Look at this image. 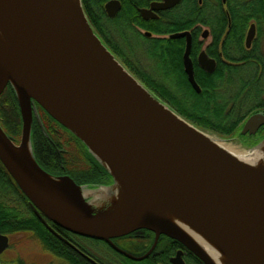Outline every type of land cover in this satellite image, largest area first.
I'll return each instance as SVG.
<instances>
[{"label":"water","instance_id":"obj_1","mask_svg":"<svg viewBox=\"0 0 264 264\" xmlns=\"http://www.w3.org/2000/svg\"><path fill=\"white\" fill-rule=\"evenodd\" d=\"M164 1L172 2L141 14L148 19L182 0ZM79 4L81 13L73 14L57 0H0V97L10 86L23 119L20 145L0 125V162L31 207L45 225L49 220L77 236L113 245L147 230L180 243L201 264H215L163 211L197 229L232 264H264V175L139 82L99 38L83 0ZM105 10L114 18L121 3L111 1ZM253 37L254 30L248 42ZM189 51L190 46L186 72L200 94ZM207 61L203 54L201 62ZM34 103L88 149L112 177L111 186H78L41 168L32 141ZM263 126L264 114H254L242 135L254 136ZM263 147L264 139L257 148ZM9 247V237L0 234V255ZM182 255L173 263L185 264Z\"/></svg>","mask_w":264,"mask_h":264},{"label":"flooded vegetation","instance_id":"obj_2","mask_svg":"<svg viewBox=\"0 0 264 264\" xmlns=\"http://www.w3.org/2000/svg\"><path fill=\"white\" fill-rule=\"evenodd\" d=\"M116 1L121 3L123 9V1ZM171 2L132 0L130 24L119 20V13L114 18L110 17L105 10L107 4L105 3L103 12L98 17V28L92 25L100 39L117 57H124L127 49H132L133 55L138 50L146 48V56L155 57L154 68L162 74L165 89L170 86L183 88L184 83L180 81L179 75H186L184 58L188 46H190L188 58L195 77L203 76L201 78L208 83L209 88L217 90L219 94H222L220 90L233 85L239 77L245 76V73L264 72V0H182L171 8L152 11L148 19L140 12L151 10L154 4H165L168 7ZM133 12L138 16H133ZM125 28L132 36V48L129 44L130 38L123 36L126 34ZM252 30L254 37L248 42ZM185 33L188 35L183 38H173L175 35ZM121 36V42H118V37ZM203 54L209 60L207 67H214L210 72L202 66ZM204 75H208L209 78ZM185 77L189 85L187 75ZM245 84L244 82L243 85ZM199 87L202 92V86ZM4 100H8L5 105L9 104V100L12 104H17L20 135L18 137L9 135L1 118L0 125L14 143L20 145L23 119L18 100L10 86L0 97L2 109H4ZM233 100L234 98L230 99ZM32 118L34 155L43 170L54 177H68L78 186L109 187L113 184L112 177L99 165L88 149L37 103L32 105ZM258 134H264V126L260 128ZM2 167L0 166V214L6 216L5 225L14 228L19 227L20 223L36 221L37 225L42 227L40 231L53 243L66 249L79 264H174L173 259L179 252L183 253L182 259L185 264H189L190 261L197 264L193 259L194 256L180 244L166 236L157 239L153 232L147 230H139L114 239L113 246L108 242L74 235L44 218L47 226L31 207L29 200L3 164ZM13 232L31 233L44 251L67 264H73L59 258L51 247L40 241L35 231ZM74 238L103 244L117 258V262L111 263L109 258L103 260L95 256L77 244Z\"/></svg>","mask_w":264,"mask_h":264},{"label":"rangeland","instance_id":"obj_3","mask_svg":"<svg viewBox=\"0 0 264 264\" xmlns=\"http://www.w3.org/2000/svg\"><path fill=\"white\" fill-rule=\"evenodd\" d=\"M86 16L88 17L87 13ZM124 32L126 34H124L123 36L127 39L130 38L129 44H131L130 47L132 48V36L127 30V28H125ZM114 36L115 35L113 32V37ZM121 39L122 36L121 38L118 37L117 41L121 42ZM154 58L155 57L153 55H151V58L149 56H146V48L138 50L137 52L133 53V55L132 49H127V52L126 54H124V57H117V59L122 63V65L131 74H133V76L139 82H141L154 95L159 97V95H157V93L152 89H149L146 84L135 73H132L133 66L138 73L147 76L150 80H152L153 83L160 86H164L162 74H160V72L154 68ZM127 64H129L131 67H129ZM244 82L246 83L245 85H249L248 91L250 95L238 100L237 102H235L234 100L232 102H229L236 103L238 105L236 119H242V123L239 125L237 132H235L233 135L222 136L216 132L204 130L190 121L192 125L200 129L205 134L209 135L211 138L217 140L219 143H223L224 145L230 146L231 148H234L239 152H243L244 150L250 151L253 148H257L258 145L264 139V134H256L254 136H251L249 134L242 135V130L245 125L244 123L247 118L251 117L256 112L260 111V109L264 108V72L261 73L253 71V73H245V76L239 77L233 85H230L227 88L220 90V92L226 100L230 101L231 98H234L240 94L242 87L245 86L243 85ZM167 91L170 92L171 96L175 98L176 101H178L182 105L184 104V99L187 91H183L177 88H171V86L168 88ZM7 101L3 102L4 110L5 108H8L7 105H5ZM162 101L168 106L170 105V107L173 108L174 111L176 110L175 107L168 103L167 100L162 99ZM0 107L2 106L0 105ZM16 118L19 119L18 113ZM5 127L8 130H12V132L16 135L17 132L15 131L17 130L14 131L15 128L9 122H5ZM9 238L10 248L3 255L0 256V264H67L64 261L57 259L46 251H44L41 248V245L37 242V240L31 233L14 234L11 235ZM73 240L81 247L86 248L90 253H93L95 256L103 260L109 258L111 260V263H113L114 261L117 262V258L112 253H110L108 251V248L103 244L87 239L74 238ZM189 264H194V262L190 261Z\"/></svg>","mask_w":264,"mask_h":264},{"label":"trees","instance_id":"obj_4","mask_svg":"<svg viewBox=\"0 0 264 264\" xmlns=\"http://www.w3.org/2000/svg\"><path fill=\"white\" fill-rule=\"evenodd\" d=\"M107 1L108 0H83L84 9L90 19V22L96 28H98L99 26L98 17L103 12L104 5ZM122 1L124 3V7L119 15V20L128 22L126 24H130L132 22V0ZM133 16L138 15L137 13L133 12ZM151 30L156 32L154 29ZM127 65L131 67L129 64ZM132 70L146 84L149 89L155 91L157 95H159L162 99L167 100L168 103L175 107V109L183 117L187 118L189 121L204 130L213 131L222 136H231L235 132H237L239 125L242 123V119H236L238 105L236 103H229L232 101L226 100L222 94L218 93L217 90L209 88L208 83L204 82V80L200 79L199 77H197V81L198 84L202 86V92L200 94H197L188 85L184 75L176 74L177 76L179 75L180 81L184 83L183 88L181 90L187 91L184 99V104L182 105L181 103L176 101V99L171 96L170 92L167 91V89H165L163 86L153 83L152 80H150L147 76L138 73L137 70H135L133 67ZM205 76L209 78L208 75ZM248 90L249 85L243 86L240 94L234 97V101L237 102L238 100L250 95ZM8 103V108H5V110L0 107V118L3 121L4 126L5 122L7 121L15 128L14 131L17 130L15 131L17 132L15 135L12 130L7 129L9 135L18 137L20 135V121L16 118L18 113V107L16 106L17 104H12V101H9ZM0 166L2 167L1 162ZM5 220L6 216L0 214V234L11 236L16 234V232H13L16 230H19L20 232L28 230L35 231L40 241H42V243H46L48 247H51L59 258L61 257L62 259L69 261L73 264H79L75 261V257L71 256L68 251H66V249L59 247V245L49 240L46 235L42 231H40L42 227L40 228L39 226L41 225H37L38 223L36 221H33V223H20L19 227L17 226L13 228L11 225H5ZM12 228L13 231L11 230ZM193 259L197 262V264H201L197 259H195V257H193Z\"/></svg>","mask_w":264,"mask_h":264},{"label":"bare ground","instance_id":"obj_5","mask_svg":"<svg viewBox=\"0 0 264 264\" xmlns=\"http://www.w3.org/2000/svg\"><path fill=\"white\" fill-rule=\"evenodd\" d=\"M80 0H57V2L60 4V6H62V8L64 10H66L69 13H73V14H80L81 9H80V4H79ZM111 0H108L107 2H109ZM106 2V3H107ZM121 10H122V5H121ZM120 10L119 14L122 12ZM209 61V60H208ZM204 63V64H203ZM202 66L204 67L205 70H207V62H203ZM207 65V66H206ZM207 67V68H206ZM186 68V66H185ZM193 69V67H192ZM186 70V69H185ZM208 71V70H207ZM186 75L187 72L185 71ZM194 73V70H193ZM185 75V76H186ZM205 76V75H204ZM188 77V75H187ZM197 77H195L194 74V78L196 83L198 84V81L196 80ZM200 76L199 78L202 79ZM186 79V77H185ZM187 81V80H186ZM189 81V78H188ZM188 83V82H187ZM190 83V82H189ZM190 87L193 89L191 83L189 84ZM199 85V84H198ZM168 90V89H167ZM156 96V95H155ZM157 98H159L158 96H156ZM161 101V97L159 98ZM176 112V110H175ZM178 115H180L178 113V111L176 112ZM262 113L264 114V108L260 109V111L256 112L255 114H259ZM180 117H182L183 119L187 120L185 117H183L182 115H180ZM250 117L247 118V120L245 122H247L249 120ZM190 123V121H189ZM205 135V134H204ZM208 139H210L211 137H209L207 134L205 135ZM213 139V138H211ZM219 145L226 150L227 152H229L232 156H234L235 158H237L240 162H242L244 165L255 169L256 172L264 175V147L263 148H255V149H251L250 151L248 150H244L243 152H239L237 150H235L234 148H231L230 146L224 145L223 143H219ZM28 149V150H27ZM30 147L28 146L26 148L27 153L29 154L30 152ZM25 150V151H26ZM254 170V171H255ZM121 191H123L122 188H120ZM118 190V194H121L122 192ZM157 209V207H156ZM159 209V208H158ZM157 209V210H158ZM160 210V209H159ZM161 211V210H160ZM163 214H165L166 216H168L169 218H171L174 222H176L178 225L181 226V228L183 230H185L186 232L190 233V236L195 240V242L197 241L200 246L206 251V253H208V255L211 257V259L215 262V264H232L230 258L218 247L214 246L213 243L211 241H209L203 234H201L197 229H195L194 227H192L191 225L183 222L180 218L163 212L161 211ZM196 242V243H197ZM180 244V243H178ZM181 245V244H180ZM182 246V245H181ZM183 247V246H182ZM184 248V247H183ZM1 256V255H0ZM177 256V255H176ZM175 256V257H176Z\"/></svg>","mask_w":264,"mask_h":264}]
</instances>
